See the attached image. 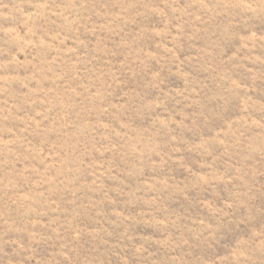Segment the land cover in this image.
Masks as SVG:
<instances>
[{
  "label": "rangeland",
  "instance_id": "374dc122",
  "mask_svg": "<svg viewBox=\"0 0 264 264\" xmlns=\"http://www.w3.org/2000/svg\"><path fill=\"white\" fill-rule=\"evenodd\" d=\"M0 264H264V0H0Z\"/></svg>",
  "mask_w": 264,
  "mask_h": 264
}]
</instances>
